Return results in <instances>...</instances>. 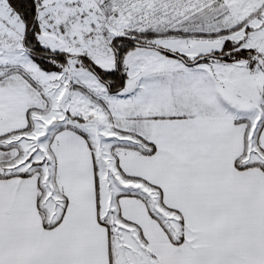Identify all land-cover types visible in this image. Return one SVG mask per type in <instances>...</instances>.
I'll return each instance as SVG.
<instances>
[{
  "label": "snow or ice",
  "instance_id": "obj_1",
  "mask_svg": "<svg viewBox=\"0 0 264 264\" xmlns=\"http://www.w3.org/2000/svg\"><path fill=\"white\" fill-rule=\"evenodd\" d=\"M0 264H264V0H0Z\"/></svg>",
  "mask_w": 264,
  "mask_h": 264
}]
</instances>
